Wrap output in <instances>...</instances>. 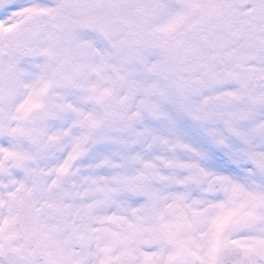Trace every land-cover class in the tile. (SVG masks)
I'll use <instances>...</instances> for the list:
<instances>
[{
    "label": "snow or ice",
    "instance_id": "6c2138e0",
    "mask_svg": "<svg viewBox=\"0 0 264 264\" xmlns=\"http://www.w3.org/2000/svg\"><path fill=\"white\" fill-rule=\"evenodd\" d=\"M0 264H264V0H0Z\"/></svg>",
    "mask_w": 264,
    "mask_h": 264
}]
</instances>
